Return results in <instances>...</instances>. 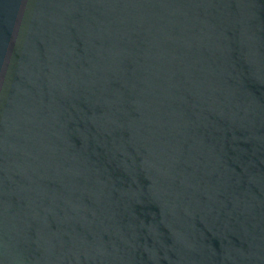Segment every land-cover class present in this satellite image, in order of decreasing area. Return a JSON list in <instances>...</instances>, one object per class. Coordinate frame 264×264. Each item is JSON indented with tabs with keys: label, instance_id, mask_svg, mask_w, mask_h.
Listing matches in <instances>:
<instances>
[{
	"label": "water",
	"instance_id": "95a60500",
	"mask_svg": "<svg viewBox=\"0 0 264 264\" xmlns=\"http://www.w3.org/2000/svg\"><path fill=\"white\" fill-rule=\"evenodd\" d=\"M0 264H264V0H0Z\"/></svg>",
	"mask_w": 264,
	"mask_h": 264
}]
</instances>
